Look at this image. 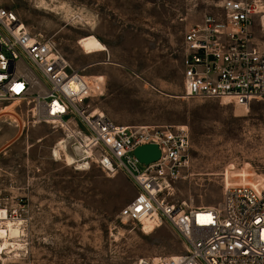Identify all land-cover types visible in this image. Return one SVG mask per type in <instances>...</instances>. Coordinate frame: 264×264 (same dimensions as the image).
I'll list each match as a JSON object with an SVG mask.
<instances>
[{"label": "rangeland", "instance_id": "374dc122", "mask_svg": "<svg viewBox=\"0 0 264 264\" xmlns=\"http://www.w3.org/2000/svg\"><path fill=\"white\" fill-rule=\"evenodd\" d=\"M223 1L0 0V6L82 70L90 91L81 109L127 127L186 126L189 163L167 200L215 207L226 187L264 189V99L244 109L182 98L183 36L204 16L218 15ZM262 17L251 31L264 50ZM86 36L106 51L84 54L78 42ZM16 105L0 104V201L22 206L16 220L8 218L21 222L22 247L2 251L0 264H139L184 252L168 225L144 234L139 223L120 218L137 194L125 173L68 164L62 152L54 154L66 139L59 125H28ZM74 144L70 139L66 148L76 160Z\"/></svg>", "mask_w": 264, "mask_h": 264}, {"label": "built area", "instance_id": "2783aa9c", "mask_svg": "<svg viewBox=\"0 0 264 264\" xmlns=\"http://www.w3.org/2000/svg\"><path fill=\"white\" fill-rule=\"evenodd\" d=\"M218 15H206L186 30L182 52V98L226 100L244 109L264 99V50L253 43L252 25L264 14L261 0H224ZM50 40L33 35L17 14L0 6V104L16 103L28 125H59L66 147L72 139L76 163L107 175L121 171L136 196L120 218L156 228L168 225L184 252L139 264H264V189L226 187L219 206L187 207L167 200L189 163L186 126L127 127L81 103L90 83ZM86 96V97H85ZM154 144L160 157L144 165L133 155ZM80 166V165H76ZM0 201V224L17 212Z\"/></svg>", "mask_w": 264, "mask_h": 264}, {"label": "bare ground", "instance_id": "6f19581e", "mask_svg": "<svg viewBox=\"0 0 264 264\" xmlns=\"http://www.w3.org/2000/svg\"><path fill=\"white\" fill-rule=\"evenodd\" d=\"M262 16V15H259ZM262 25L264 26V17H262ZM78 45L80 49L84 52L86 55H92V54H99L103 53L106 51V47L99 42L94 36H86L82 38L79 42ZM93 113H99L97 110H94ZM64 141H61L57 147L58 150H54V154L56 156H60L61 152L65 158V161L68 164H75L76 160L75 158L68 154L67 148L63 144ZM60 153V154H59ZM85 164H82L84 166ZM84 168V167H82ZM86 168V167H85ZM184 205V203L182 204ZM142 229V233L144 234H149L152 233L156 227L154 226V223L149 221V220H144L140 224ZM21 222H11V221H6L0 225V254L2 251L6 250L7 252H10L11 249H16V248H21L22 245L16 241L17 238L20 237V232H21ZM175 257V256H171ZM158 259H154V262H157Z\"/></svg>", "mask_w": 264, "mask_h": 264}, {"label": "water", "instance_id": "95a60500", "mask_svg": "<svg viewBox=\"0 0 264 264\" xmlns=\"http://www.w3.org/2000/svg\"><path fill=\"white\" fill-rule=\"evenodd\" d=\"M133 155L139 163L148 165L159 159L160 152L156 145L149 144L137 147L133 152Z\"/></svg>", "mask_w": 264, "mask_h": 264}, {"label": "crops", "instance_id": "0c3cea01", "mask_svg": "<svg viewBox=\"0 0 264 264\" xmlns=\"http://www.w3.org/2000/svg\"><path fill=\"white\" fill-rule=\"evenodd\" d=\"M153 90H156L155 88H153Z\"/></svg>", "mask_w": 264, "mask_h": 264}]
</instances>
